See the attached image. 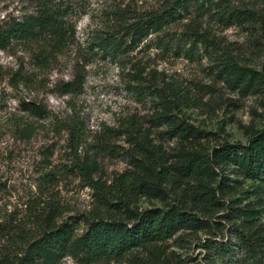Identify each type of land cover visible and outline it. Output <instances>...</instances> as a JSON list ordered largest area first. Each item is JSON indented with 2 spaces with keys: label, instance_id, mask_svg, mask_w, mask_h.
Here are the masks:
<instances>
[{
  "label": "rangeland",
  "instance_id": "1",
  "mask_svg": "<svg viewBox=\"0 0 264 264\" xmlns=\"http://www.w3.org/2000/svg\"><path fill=\"white\" fill-rule=\"evenodd\" d=\"M230 1L264 8V0ZM164 2L0 0V23L48 6L71 18L62 51L36 45L0 50V225L13 226L19 242L45 225L69 221L84 232L88 220L132 225L133 212L174 207L205 227L90 264H245L241 245L248 240L264 262V176L247 178L235 165H218L214 154L225 144L248 145L264 130L259 27L226 26L192 12L166 28L174 46L198 31L216 46L214 57L201 43L194 55H186L188 43L167 51L162 34L118 56L93 44L118 22L132 23ZM229 56L254 72L251 86L232 84ZM23 102L45 109L46 118L22 111ZM188 162H208L212 175L190 176L182 169ZM139 180L151 190L135 188ZM4 244L0 232V248ZM60 264L89 263L67 256Z\"/></svg>",
  "mask_w": 264,
  "mask_h": 264
},
{
  "label": "trees",
  "instance_id": "2",
  "mask_svg": "<svg viewBox=\"0 0 264 264\" xmlns=\"http://www.w3.org/2000/svg\"><path fill=\"white\" fill-rule=\"evenodd\" d=\"M196 13L217 17L219 22L226 26L251 25L259 27L264 37V8L243 9L235 6L230 0H165L159 11L143 14L132 23L118 22L112 30L103 37H96L93 44L98 51L111 56L127 52L137 47L144 39L152 35L158 36L159 42L169 49L177 51L186 48V55H194L201 43L206 55L214 57L217 48L212 42L198 31L189 34L188 42L174 46L168 34H164L168 26L180 20L183 14ZM69 14L60 9L48 6L38 15H29L22 19H12L0 23V50L5 51L16 45L25 47L39 46V50L62 51L67 41L68 30L71 25ZM38 55V54H37ZM39 56V55H38ZM37 56V57H38ZM230 57V56H229ZM228 57L226 67L235 86H251L254 72ZM225 69V60L222 62ZM68 92H72L69 89ZM22 111L45 119L47 112L40 106L30 102L22 103ZM168 116H166V119ZM31 125L27 130H31ZM71 133L79 139L80 131L73 128ZM217 164L235 165L241 169L247 178L261 179L264 176V130L253 135L248 145L225 144L214 150ZM190 176L203 174L211 176L212 168L208 162L204 165L190 162L183 165ZM181 168L178 171L183 172ZM187 174V175H188ZM151 183L139 180L134 183L135 188L144 187V193L151 190ZM134 219L130 225L123 221L93 219L86 221L87 228L78 232V224L65 221L60 225H45L37 236L29 241L17 239L18 232L7 223L0 225V232L5 244L0 248V264H60L67 256L77 258L84 263H93L101 260L123 258L136 250L146 249L159 241L171 239L182 229L197 230L205 227V223L192 214L170 208L167 211H145L132 213ZM20 227V226H18ZM3 230V232L1 231ZM241 248L245 252V264H264L259 258V252L251 241H243ZM260 251V250H259ZM262 251V250H261Z\"/></svg>",
  "mask_w": 264,
  "mask_h": 264
}]
</instances>
